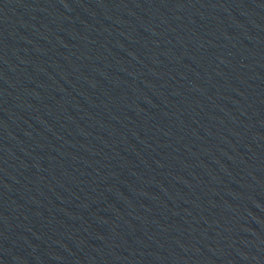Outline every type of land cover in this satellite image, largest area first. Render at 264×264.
<instances>
[{"label": "water", "instance_id": "1", "mask_svg": "<svg viewBox=\"0 0 264 264\" xmlns=\"http://www.w3.org/2000/svg\"><path fill=\"white\" fill-rule=\"evenodd\" d=\"M0 264H264V0H0Z\"/></svg>", "mask_w": 264, "mask_h": 264}]
</instances>
